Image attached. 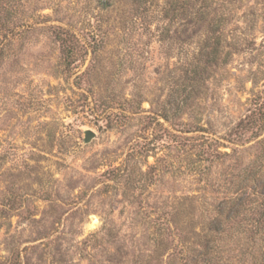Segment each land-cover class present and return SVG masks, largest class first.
<instances>
[{"label":"rangeland","instance_id":"1","mask_svg":"<svg viewBox=\"0 0 264 264\" xmlns=\"http://www.w3.org/2000/svg\"><path fill=\"white\" fill-rule=\"evenodd\" d=\"M0 11V264L261 262L264 0Z\"/></svg>","mask_w":264,"mask_h":264},{"label":"trees","instance_id":"2","mask_svg":"<svg viewBox=\"0 0 264 264\" xmlns=\"http://www.w3.org/2000/svg\"><path fill=\"white\" fill-rule=\"evenodd\" d=\"M8 1L9 0H0V10L2 9V7L6 6V4H8ZM0 13H1V11H0ZM198 13H200V14L198 15ZM198 13H195L198 17H202L205 14L204 12H201V10L198 11ZM0 29H1V25H0ZM209 55H210V53H206L205 56H203V55L202 56L205 58L206 56L208 57ZM215 57H216L215 62L217 63V57H218L217 53H216ZM207 62H208V58H206V61L204 62V64L203 63L202 64L207 65ZM213 62H214V60H213ZM242 200H243V198L238 197L235 199V202H229V201L223 200V201H220L218 203V205L215 209L216 211H214L215 215L213 216L212 219H210V221L207 224L206 232L203 234H200V236L202 235L201 237L203 238V241L201 240V242L199 244L202 251L196 252L197 248L189 250L190 255L186 256L184 260L183 259H181V261L178 260V261H180L179 264H215L214 257L212 256L213 247L210 246V244L213 242L212 238H214L215 235H218L219 233L222 232L223 220H221V218L223 217V214L226 210L227 205L232 204L229 207V211H233L232 209L234 207L238 208V207L242 206V205H240ZM225 219L228 220L229 217H227V218L225 217L224 220ZM260 261L261 262H258L257 264H264V253H263V256L260 259Z\"/></svg>","mask_w":264,"mask_h":264},{"label":"water","instance_id":"3","mask_svg":"<svg viewBox=\"0 0 264 264\" xmlns=\"http://www.w3.org/2000/svg\"><path fill=\"white\" fill-rule=\"evenodd\" d=\"M94 133L90 130L85 131L84 133V143H89L94 138Z\"/></svg>","mask_w":264,"mask_h":264}]
</instances>
